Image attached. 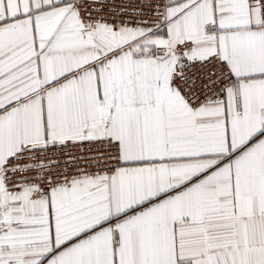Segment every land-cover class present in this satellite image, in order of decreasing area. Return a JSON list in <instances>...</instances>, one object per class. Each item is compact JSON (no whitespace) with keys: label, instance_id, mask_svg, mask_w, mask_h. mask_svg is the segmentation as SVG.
Here are the masks:
<instances>
[{"label":"snow or ice","instance_id":"6c2138e0","mask_svg":"<svg viewBox=\"0 0 264 264\" xmlns=\"http://www.w3.org/2000/svg\"><path fill=\"white\" fill-rule=\"evenodd\" d=\"M0 264H264V0H0Z\"/></svg>","mask_w":264,"mask_h":264}]
</instances>
